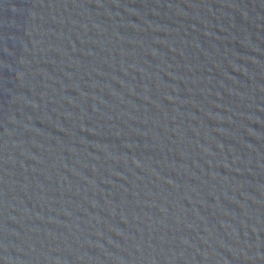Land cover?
I'll use <instances>...</instances> for the list:
<instances>
[{
  "label": "water",
  "instance_id": "water-1",
  "mask_svg": "<svg viewBox=\"0 0 264 264\" xmlns=\"http://www.w3.org/2000/svg\"><path fill=\"white\" fill-rule=\"evenodd\" d=\"M0 264H264V0H0Z\"/></svg>",
  "mask_w": 264,
  "mask_h": 264
}]
</instances>
